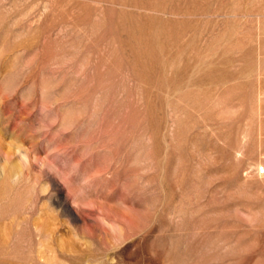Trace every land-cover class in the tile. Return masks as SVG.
Instances as JSON below:
<instances>
[{"label": "rangeland", "instance_id": "374dc122", "mask_svg": "<svg viewBox=\"0 0 264 264\" xmlns=\"http://www.w3.org/2000/svg\"><path fill=\"white\" fill-rule=\"evenodd\" d=\"M264 0H0V264H264Z\"/></svg>", "mask_w": 264, "mask_h": 264}, {"label": "built area", "instance_id": "2783aa9c", "mask_svg": "<svg viewBox=\"0 0 264 264\" xmlns=\"http://www.w3.org/2000/svg\"><path fill=\"white\" fill-rule=\"evenodd\" d=\"M258 175H263L264 174V169L262 167L259 168V171H257Z\"/></svg>", "mask_w": 264, "mask_h": 264}, {"label": "bare ground", "instance_id": "6f19581e", "mask_svg": "<svg viewBox=\"0 0 264 264\" xmlns=\"http://www.w3.org/2000/svg\"><path fill=\"white\" fill-rule=\"evenodd\" d=\"M260 168V167H259ZM263 168V167H262ZM264 169V168H263ZM258 171H259V169H258Z\"/></svg>", "mask_w": 264, "mask_h": 264}]
</instances>
